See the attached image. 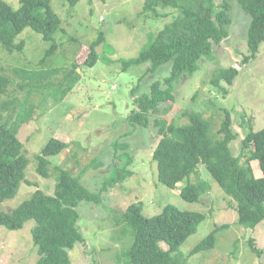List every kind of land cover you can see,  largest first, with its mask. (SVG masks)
Returning <instances> with one entry per match:
<instances>
[{"label": "rangeland", "instance_id": "1", "mask_svg": "<svg viewBox=\"0 0 264 264\" xmlns=\"http://www.w3.org/2000/svg\"><path fill=\"white\" fill-rule=\"evenodd\" d=\"M5 1L15 10L21 7L20 0ZM144 6L145 0H81L70 8L64 0H52V8L62 20L61 29L54 36L56 52L45 57L52 42L44 41L31 28L18 37L19 42L25 41L22 53L11 55L0 47V66L4 70L19 67L57 71L41 80V84H55L52 89L47 85L38 93L26 87L16 94L13 92L16 85L11 88L12 97L15 93L20 99L29 100L22 108L24 114L28 112L29 121L18 129V136L28 140L24 142V154L30 162L25 171L29 185L22 182L14 198L0 202V212L12 213L37 190L53 195L55 178H43L37 172L36 158L45 144L56 138L68 147L50 159L53 167L60 166L73 176H81L83 186L90 193L101 192L98 201L95 200L98 204L82 202L76 208L86 244L77 245L70 252L71 264H127L122 253L128 251L134 238L124 213L135 202H141L145 217L159 215L168 205L205 215L197 231L181 246L184 256L218 227L226 226L216 233L214 249L189 257L186 264H264V220L252 230L238 225L237 204L202 164L200 177L210 188H205L198 202L184 200L180 192L187 180L176 189L166 187L158 180L157 163L153 160L161 138L159 123L175 120L183 126L190 124L192 115H199L209 122L210 136L215 140L214 136L222 138L218 131L226 117L225 111L231 114L232 132L237 135L230 143L231 153L243 156L242 142L249 132L264 130V43L255 58L244 60L249 56L250 16L233 1L229 38L223 44L213 45L212 54L200 62L193 76L185 75L175 84L173 101L159 103L151 110L145 126H133L128 118L137 110L135 99L149 95L153 83L163 85L171 75L172 64L151 71L152 61L131 63L150 48L160 30L179 16L178 11L159 8L161 16L155 17L144 12ZM101 34L104 40L95 49L96 65L84 66L90 45ZM72 37L76 42L69 41ZM44 57L46 62L41 68L39 61ZM75 63L79 65L75 89L59 102L56 97L61 99L60 90L55 93L53 89L66 87L62 79ZM236 65L238 76L231 86L223 83L228 94L222 98L210 80L216 71ZM12 79L17 83L23 78ZM3 114L9 119V111ZM245 161L243 156L240 163ZM121 165V170L126 166L127 176L123 182L114 184L117 179L112 167ZM251 167L255 177L263 176L257 161L251 162ZM34 227L35 221L31 220L18 231L0 228V264L39 262V250L32 236ZM250 239L257 251L252 250ZM162 246L168 249L167 245Z\"/></svg>", "mask_w": 264, "mask_h": 264}, {"label": "trees", "instance_id": "2", "mask_svg": "<svg viewBox=\"0 0 264 264\" xmlns=\"http://www.w3.org/2000/svg\"><path fill=\"white\" fill-rule=\"evenodd\" d=\"M80 1L64 0L70 8ZM233 1L250 16L247 34L249 56L244 59L248 62L256 57L264 43V0H222L220 4L216 0H145L144 12L160 17L159 8H171L178 11L179 16L160 30L150 48L143 50L131 63L152 61L151 71H156L163 64H172L171 75L163 85L155 82L149 95L135 99L137 110L128 118L133 126H145L151 110L159 103L173 101L175 84L185 75L193 76L200 62L212 54L213 45L223 44L229 38ZM20 4L21 7L15 10L5 0H0V47L11 55L22 53L25 41L19 42L18 37L25 29L31 28L44 41L52 42L45 53V57L50 56L58 48L54 36L62 24L61 18L52 8V0H20ZM102 40L104 34L90 45L84 66L96 65L98 55L95 49ZM69 41L76 42V39L72 37ZM45 57L39 61L41 68L46 62ZM77 68L79 65L75 63L71 71H66L62 79L66 87L53 89L55 93L60 90L61 99L49 93L59 102L75 89ZM53 73L57 74V71H45L44 68L31 71L19 67L10 71L0 66V202L14 198L21 183H27L25 171L30 163L24 154V142L28 140L23 141L18 136V129L29 121L28 112L24 114L22 109L29 100H22L16 94L26 87L38 93L44 91L47 85L48 89L54 88L53 83L41 84V80ZM237 76V68H224L216 71L210 82L223 98L228 94L223 83L231 86ZM16 77L23 79L17 83L15 79L10 80ZM14 85L16 89L13 92L16 94L13 93L12 97L10 91ZM3 96L7 98L3 99ZM5 111H9V119L3 114ZM225 114L218 131L222 138L214 136L215 140L210 136L209 122L199 115H192L190 124L183 126H179L175 120L159 123L158 135L161 138L153 153L158 180L166 187L176 189L180 182L187 179L181 197L195 203L205 188H210V184L200 177L199 165H204L224 193L237 204L238 225L255 229L264 220V130H251L245 137L242 152L246 161L241 164L243 156H233L230 150V143L237 135L232 132L231 114L228 111ZM67 147L64 141L51 138L36 158L37 172L43 178H55L53 195L37 190L31 199L12 213L0 212V228L5 227L10 231L21 230L27 222L35 221L32 236L40 255L37 264H71L70 252L77 245L86 244L76 208L82 202L98 204V195L101 196V192L95 195L90 193L83 186L79 178L81 176H73L60 166L53 167L50 159L62 154ZM254 161L261 168V178L254 175L251 167ZM112 168L116 171L117 181L114 184L123 182L127 176L124 174L126 166L124 170H121L122 165ZM124 216L134 238L128 251L122 253L127 264H186L189 257L214 249L216 233L226 227H218L197 244L188 256H184L180 248L197 231L205 219L204 214L182 211L168 205L159 215L145 217L143 205L135 202L127 208ZM249 243L253 251L258 250L253 240ZM163 244L167 245V250Z\"/></svg>", "mask_w": 264, "mask_h": 264}, {"label": "clouds", "instance_id": "3", "mask_svg": "<svg viewBox=\"0 0 264 264\" xmlns=\"http://www.w3.org/2000/svg\"><path fill=\"white\" fill-rule=\"evenodd\" d=\"M168 9H171V8H168ZM173 10H174V9H173ZM175 11H176V10H175ZM160 16H161V15H160ZM164 16L166 17L165 14H164ZM174 21H175V20H174ZM174 21H173V22H174ZM171 23H172V22H171ZM171 23H169V24H171ZM169 24H167V25H169ZM167 25H166V26H167ZM19 36H20V35H19ZM235 68L238 69V65H236ZM64 151H65V150H64ZM253 171H254V170H253ZM257 178H261V177H257ZM185 180H187V179H185ZM185 180H184V181H185ZM184 181H182V182H184ZM182 182H180V183H182ZM177 186H178V185H177ZM176 188H177V187H176ZM180 195H181V192H180ZM251 230H252V229H251ZM250 240H252V239H250Z\"/></svg>", "mask_w": 264, "mask_h": 264}]
</instances>
